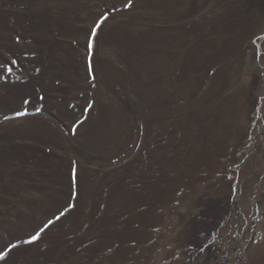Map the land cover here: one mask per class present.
Returning a JSON list of instances; mask_svg holds the SVG:
<instances>
[{"label":"rangeland","instance_id":"1","mask_svg":"<svg viewBox=\"0 0 264 264\" xmlns=\"http://www.w3.org/2000/svg\"><path fill=\"white\" fill-rule=\"evenodd\" d=\"M258 245L264 0H0V264Z\"/></svg>","mask_w":264,"mask_h":264},{"label":"bare ground","instance_id":"2","mask_svg":"<svg viewBox=\"0 0 264 264\" xmlns=\"http://www.w3.org/2000/svg\"><path fill=\"white\" fill-rule=\"evenodd\" d=\"M245 31H246V34L243 35V36H241V38H240L241 39V42L244 41V40H246V38L250 35L249 30H245ZM236 49H239V47H237ZM254 254H256V262L255 263H252V264H264V246L258 245V246H256L254 248V250L252 251V254H251L252 259H254Z\"/></svg>","mask_w":264,"mask_h":264},{"label":"snow or ice","instance_id":"3","mask_svg":"<svg viewBox=\"0 0 264 264\" xmlns=\"http://www.w3.org/2000/svg\"><path fill=\"white\" fill-rule=\"evenodd\" d=\"M93 36H95V29H93ZM92 47H93V44H92V41L90 40L88 43L89 51H91ZM9 71H10V69H9ZM89 71H91V63L90 62H89ZM18 114H20V113H18ZM49 223H51V221H49ZM45 227H47V225ZM41 231H43V229ZM38 237H39V233H37V235L33 236L32 240H36V239H38ZM2 256H3V253H0V257H2Z\"/></svg>","mask_w":264,"mask_h":264}]
</instances>
